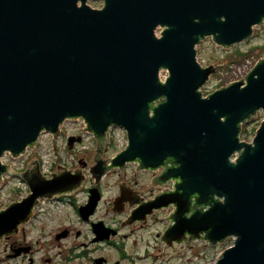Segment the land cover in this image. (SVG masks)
<instances>
[{
    "label": "water",
    "instance_id": "obj_1",
    "mask_svg": "<svg viewBox=\"0 0 264 264\" xmlns=\"http://www.w3.org/2000/svg\"><path fill=\"white\" fill-rule=\"evenodd\" d=\"M87 1L0 0V157H18L42 132L56 137L66 119L82 120L99 140L120 126L127 145L113 166L154 169L170 158L181 182L169 200L181 206L196 195L208 205L187 220L178 214L171 232L206 231L212 246L232 237L212 264H264V58L206 96L201 88L216 65L196 59L205 37L223 48L249 39L263 23L264 0H102L100 9ZM258 111L252 141H240L241 124ZM2 174L29 193L0 209V238L28 219L38 198L67 197L83 180L81 172L47 179L36 160L22 172L0 163V184Z\"/></svg>",
    "mask_w": 264,
    "mask_h": 264
},
{
    "label": "flooded vegetation",
    "instance_id": "obj_2",
    "mask_svg": "<svg viewBox=\"0 0 264 264\" xmlns=\"http://www.w3.org/2000/svg\"><path fill=\"white\" fill-rule=\"evenodd\" d=\"M91 8L100 9L102 6ZM160 31L157 28L155 33L159 35ZM259 114L262 115L258 112L257 117ZM246 123L240 126V141H244L241 135ZM65 125L64 122L59 129L60 145H49V173L41 174L48 179L51 173L74 175L81 172V186L71 195L59 197L65 199L67 207L51 217H41L38 201L28 219L21 222L16 231L0 238V248L6 259L19 260L21 264H49L53 257V262L58 260L60 264H133V261L144 257L146 250L131 249L133 254L130 255L128 242L135 246L138 239L143 240L144 233L150 234L160 245V250L151 247L152 252L147 251L153 259L191 253L198 246L201 254L203 250L207 254L208 247L212 245L206 231L194 234L185 225L184 228L178 227L175 233L171 232L178 214L187 220L195 211L208 209V205L197 203L196 195L185 198L181 206L169 200L181 182L178 177L171 176V170L177 167L172 159H165L154 169L145 168L136 161L113 166V160L122 147L118 148L110 136L99 140L89 133L84 137L78 127L68 133ZM58 151L62 156L70 157L69 165L58 159ZM27 155L21 171L35 160L40 168L38 142ZM91 168L95 175L100 169L103 173L99 177L92 176ZM95 190L99 193V200L92 213L87 215L83 207ZM24 194H28V190ZM49 240L55 247L51 256L45 253ZM166 240L171 243L169 250L165 249ZM227 240L233 238L227 237L216 244Z\"/></svg>",
    "mask_w": 264,
    "mask_h": 264
},
{
    "label": "rangeland",
    "instance_id": "obj_3",
    "mask_svg": "<svg viewBox=\"0 0 264 264\" xmlns=\"http://www.w3.org/2000/svg\"><path fill=\"white\" fill-rule=\"evenodd\" d=\"M87 4L90 7L100 8L102 6V1L89 0ZM239 53H245V55L241 56ZM196 56L198 62L203 67L208 65H216L215 72L209 77L208 81L201 88L203 95H207L214 90L219 89L220 87H225L230 82L238 81L249 73V71L259 59L264 58V21L261 25L254 27L252 36L249 39L234 44L229 48L218 46L213 43L210 37H205L199 44L196 45ZM165 75V71L160 72L161 79H163ZM258 116L259 117L247 122L243 126V134L241 135L242 140L249 142L252 139L254 130L258 128L259 121L262 118V115L259 114ZM42 138V141L49 146L48 141L46 140L47 136L43 135ZM41 153L49 161L48 147H41ZM68 160L70 161V157H68ZM4 193L5 202H10L13 196L18 194L17 192L10 189L8 191L5 190ZM58 207H60V205ZM41 211V217H51L52 215L58 213H56L54 210L52 211V208L51 215L49 211H45L44 209H41ZM232 241L233 240H227L224 243L209 246L206 255L204 250L203 254H201V247L198 246L193 249L191 253L178 255L172 254L171 256L163 255L153 259L151 254H148L147 251L152 252L151 247H154L156 250H160V245L150 234L144 233L143 240L141 241L138 239L135 246H132V244L128 242L129 247H127V250H129L130 255L133 254V250L139 251L141 248L146 250L144 257L141 260L138 258L136 261H133V264H212L219 257L220 253L225 248H227V246L232 244ZM54 250L55 247H53L52 241L49 240V248L45 253L48 256H51L54 254ZM137 257H139V254ZM53 261L54 257L52 262L49 264H60L58 260L55 262ZM0 264L21 263H19V260L6 259L4 257L2 248H0Z\"/></svg>",
    "mask_w": 264,
    "mask_h": 264
},
{
    "label": "built area",
    "instance_id": "obj_4",
    "mask_svg": "<svg viewBox=\"0 0 264 264\" xmlns=\"http://www.w3.org/2000/svg\"><path fill=\"white\" fill-rule=\"evenodd\" d=\"M113 137H114V141H115L117 144H119V145L122 144V142H123V133H122V132L115 130V131L113 132ZM2 161H3V162H6L5 159H2ZM48 167H49L48 161H47L46 158L44 157L43 160H42V169H43V171H47V170H48ZM20 186H22V185H20ZM42 204H43V206L45 205L44 201H42ZM58 205H59L58 202H53V203L50 204V206H51L52 208H56Z\"/></svg>",
    "mask_w": 264,
    "mask_h": 264
},
{
    "label": "clouds",
    "instance_id": "obj_5",
    "mask_svg": "<svg viewBox=\"0 0 264 264\" xmlns=\"http://www.w3.org/2000/svg\"><path fill=\"white\" fill-rule=\"evenodd\" d=\"M231 162H232L233 164H235V159H233Z\"/></svg>",
    "mask_w": 264,
    "mask_h": 264
},
{
    "label": "trees",
    "instance_id": "obj_6",
    "mask_svg": "<svg viewBox=\"0 0 264 264\" xmlns=\"http://www.w3.org/2000/svg\"><path fill=\"white\" fill-rule=\"evenodd\" d=\"M241 56H244L245 55V53H239Z\"/></svg>",
    "mask_w": 264,
    "mask_h": 264
}]
</instances>
